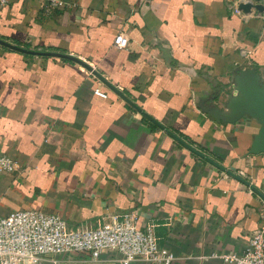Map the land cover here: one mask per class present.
Listing matches in <instances>:
<instances>
[{"label":"crops","instance_id":"0c3cea01","mask_svg":"<svg viewBox=\"0 0 264 264\" xmlns=\"http://www.w3.org/2000/svg\"><path fill=\"white\" fill-rule=\"evenodd\" d=\"M68 1L77 8L51 16L33 0L0 10V40L85 64L0 45V154L21 165L0 175V215L39 210L76 229L134 214L140 230L156 226L174 264L242 254L264 224V198L253 189L264 196V155L248 153L261 124H224L207 110L227 111L240 69L264 83L260 11L235 14L237 0ZM121 34L125 49L115 47Z\"/></svg>","mask_w":264,"mask_h":264},{"label":"built area","instance_id":"2783aa9c","mask_svg":"<svg viewBox=\"0 0 264 264\" xmlns=\"http://www.w3.org/2000/svg\"><path fill=\"white\" fill-rule=\"evenodd\" d=\"M15 1L18 0H0V10ZM33 1L40 4L45 16L78 6L77 2L68 0ZM248 3L257 4L255 0H237L234 13L246 16L239 6ZM259 3L264 6V0ZM256 16L264 20V11ZM114 43L118 49H125L129 39L121 34ZM95 94L107 97L100 89ZM20 171L17 160L0 154V175ZM159 240L156 226L140 230L134 214L76 229L70 228L60 215L39 210L0 215V264H100L105 254L117 255V259L107 264H174L176 256L162 249ZM220 258L226 264H264V224L251 233L242 254L231 253Z\"/></svg>","mask_w":264,"mask_h":264},{"label":"water","instance_id":"95a60500","mask_svg":"<svg viewBox=\"0 0 264 264\" xmlns=\"http://www.w3.org/2000/svg\"><path fill=\"white\" fill-rule=\"evenodd\" d=\"M255 1L257 2V4H252V3L241 4L239 6V10L243 11L244 13H250L253 9L263 12L264 6L259 3L261 0H255ZM0 45L6 46V47H9V48L21 51V52H25L28 54L60 57V58L72 60L78 63H82L81 61L77 60L76 58L72 56H67L64 54H57V53L34 52V51L14 47L11 44H7L2 40H0ZM88 69L91 70L90 67H88ZM93 73L101 81H103L104 84L108 88H110L116 94H118L123 99H125L126 102L130 106H132L138 111H141V109L137 105H135L128 98H126V96L122 94L119 90H117L112 84H110L105 79H103L100 76V74H98L97 72H93ZM234 82H235L236 95L233 96L228 102V104L226 105L227 111L221 110L220 108H210L209 110H207V112L216 120L224 124H228V125H236L237 123L247 118L259 121V123L261 124V128L259 132L254 136L248 153L249 155H252V156L264 155V83L262 82L259 73L255 69L238 70L235 76ZM143 114L151 122H153L158 127L163 129L170 137H172L175 141L181 144L184 148L194 153L195 155L205 159L207 162H209L211 165H213L217 169L223 172H226L229 176L239 181L240 183L246 186H250V183L246 181L244 178L240 177L235 172L228 170L225 166L216 162L212 158L207 157L204 153L200 152L198 149L188 144L182 138H180L179 136H177L170 130H167L164 126H162L160 123L155 121L152 117L148 116L144 112ZM253 189L259 196L264 198L261 192H259L256 188H253Z\"/></svg>","mask_w":264,"mask_h":264}]
</instances>
